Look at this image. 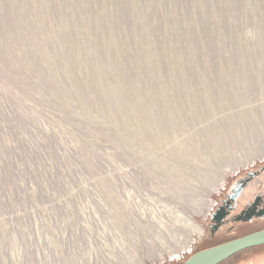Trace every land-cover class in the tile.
<instances>
[{"label":"rangeland","instance_id":"obj_1","mask_svg":"<svg viewBox=\"0 0 264 264\" xmlns=\"http://www.w3.org/2000/svg\"><path fill=\"white\" fill-rule=\"evenodd\" d=\"M262 169L264 0H0V264H183Z\"/></svg>","mask_w":264,"mask_h":264},{"label":"flooded vegetation","instance_id":"obj_2","mask_svg":"<svg viewBox=\"0 0 264 264\" xmlns=\"http://www.w3.org/2000/svg\"><path fill=\"white\" fill-rule=\"evenodd\" d=\"M241 195L236 202L228 203L229 198L223 199L211 217L209 223L210 236L214 237L227 226L229 231L237 226L259 225L264 223V169L251 173ZM246 179V180H247ZM245 181V180H244ZM243 182V181H242ZM241 182V183H242ZM214 217V219H212ZM264 229V226L248 231V235ZM241 236V237H242Z\"/></svg>","mask_w":264,"mask_h":264},{"label":"water","instance_id":"obj_3","mask_svg":"<svg viewBox=\"0 0 264 264\" xmlns=\"http://www.w3.org/2000/svg\"><path fill=\"white\" fill-rule=\"evenodd\" d=\"M253 176V175H250ZM249 179L238 185L229 195L228 203L236 202L241 195L246 183ZM214 219V217L212 218ZM264 245V229L257 232L218 244L216 246L203 249L191 255L183 264H221L225 260L238 255L248 249L260 247Z\"/></svg>","mask_w":264,"mask_h":264},{"label":"trees","instance_id":"obj_4","mask_svg":"<svg viewBox=\"0 0 264 264\" xmlns=\"http://www.w3.org/2000/svg\"><path fill=\"white\" fill-rule=\"evenodd\" d=\"M193 255V254H192Z\"/></svg>","mask_w":264,"mask_h":264}]
</instances>
